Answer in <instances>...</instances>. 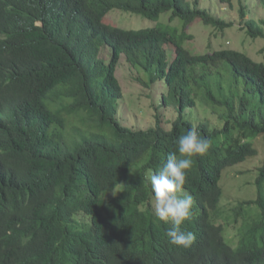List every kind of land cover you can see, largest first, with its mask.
I'll return each instance as SVG.
<instances>
[{
	"label": "trees",
	"instance_id": "obj_1",
	"mask_svg": "<svg viewBox=\"0 0 264 264\" xmlns=\"http://www.w3.org/2000/svg\"><path fill=\"white\" fill-rule=\"evenodd\" d=\"M112 10L169 14L168 25L113 27L103 22ZM209 12L198 0H0V264H264V160L256 196L230 215L220 208L225 170L264 142V63L228 48L190 53L195 20L219 32L233 24ZM262 26L249 18L243 30L264 39ZM123 55L142 86L163 81L148 129L117 118ZM198 104L221 126L195 125L185 111ZM158 108L178 116L165 128ZM190 129L211 146L186 173L193 206L181 230L196 240L185 249L168 242L149 177Z\"/></svg>",
	"mask_w": 264,
	"mask_h": 264
},
{
	"label": "rangeland",
	"instance_id": "obj_2",
	"mask_svg": "<svg viewBox=\"0 0 264 264\" xmlns=\"http://www.w3.org/2000/svg\"><path fill=\"white\" fill-rule=\"evenodd\" d=\"M193 3L195 0H187ZM199 7L208 10V12L217 18L226 22L233 23L231 27L224 29L222 32L215 28L203 25L200 21L195 20L185 28V31L192 35V40L186 41L184 47L192 54H204L213 50L228 48L237 50L251 57L256 62L264 63V39H251L243 30L244 21L252 18L255 21L264 20V7L260 0H230L228 3H222L220 0H198ZM240 8L244 9V18L241 19ZM169 14H163L156 22L149 21L147 18L137 15L124 13L119 10L110 11L104 18L103 22L107 25L126 28L140 29L148 27H157L168 25ZM170 24L181 27L178 20ZM264 30V26H262ZM170 61L173 59V48L166 45ZM109 52L106 48L101 53V58L107 60ZM139 73L126 61L123 55L120 58L116 68V77L121 85L123 97L118 101L119 121L130 128L148 129L154 122L153 114L156 113L155 107L158 105L161 93L164 92L163 81L154 84L149 88L137 80ZM144 76L142 80H144ZM161 117L162 126H169V122L174 120L178 114L174 113L171 108H158ZM185 115L188 116L195 125L207 120L211 127L218 128L222 122L216 115H212L203 105H196L194 108L187 109ZM167 122V124H166ZM253 146L257 149V155L249 158L244 163L225 170L220 186L223 194L220 200V208L228 211L237 206L243 200L253 199L256 196L253 186L254 179L257 175L256 169L262 165L264 160V142L261 136L253 140ZM225 176V177H224ZM154 203L153 210H154ZM229 208V209H227ZM155 211V210H154ZM232 217L233 214H232ZM236 231L226 226L224 237L233 247H237ZM230 239L232 242L228 241Z\"/></svg>",
	"mask_w": 264,
	"mask_h": 264
},
{
	"label": "clouds",
	"instance_id": "obj_3",
	"mask_svg": "<svg viewBox=\"0 0 264 264\" xmlns=\"http://www.w3.org/2000/svg\"><path fill=\"white\" fill-rule=\"evenodd\" d=\"M210 146V139L195 129L188 130L178 138L177 151L169 153L158 173L149 177L155 216L171 225L165 235L174 246L187 249L196 240L193 232L181 230V226L191 218L193 206V198L183 191V186L193 158L205 155Z\"/></svg>",
	"mask_w": 264,
	"mask_h": 264
}]
</instances>
